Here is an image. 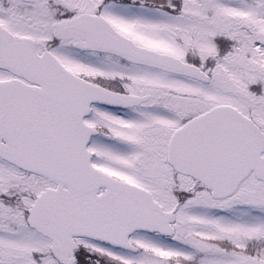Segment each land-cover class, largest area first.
<instances>
[{"label":"snow or ice","instance_id":"snow-or-ice-1","mask_svg":"<svg viewBox=\"0 0 264 264\" xmlns=\"http://www.w3.org/2000/svg\"><path fill=\"white\" fill-rule=\"evenodd\" d=\"M0 264H264V0H0Z\"/></svg>","mask_w":264,"mask_h":264}]
</instances>
